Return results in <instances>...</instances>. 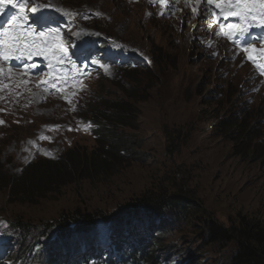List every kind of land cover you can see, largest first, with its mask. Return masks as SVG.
Returning a JSON list of instances; mask_svg holds the SVG:
<instances>
[{"label": "rangeland", "instance_id": "374dc122", "mask_svg": "<svg viewBox=\"0 0 264 264\" xmlns=\"http://www.w3.org/2000/svg\"><path fill=\"white\" fill-rule=\"evenodd\" d=\"M184 2L29 0L25 9L28 21H18L27 39H37L32 31L37 24L49 23L60 31L46 32L37 40L38 46L20 59L15 58L20 52L7 61L0 58L3 173L21 176L27 164L57 157L69 148L82 152L97 149L92 127L76 115L79 100L84 101L80 106L87 111L98 103L110 106L115 99L127 102L131 113L124 121L131 126L117 125L118 129L142 143L141 154L147 160L132 162L128 158L118 170L98 177L64 176L56 183L43 181L30 202L12 203L14 197L10 199L0 190V235L9 239V248L14 247V237H29L27 249H35L40 242L64 245L51 243L59 238L41 235L47 223L62 217L115 215L122 206L123 219L134 222L140 209L125 207L159 192H154L156 188L183 191L190 203L200 204L194 212L200 219L210 217L232 226L245 216L264 223V165L237 154L235 141L228 138H235L234 134H223L216 128L235 111L241 116L253 114L254 120L264 116V74L258 67L264 64L257 52L239 51L216 35L217 28L204 12L194 13ZM37 5V13L29 11ZM18 12L11 6L0 11V41H7L2 35L5 29L14 34L8 21ZM43 12L50 15L43 19ZM85 32L99 34L100 41L107 42L103 51L95 50L94 42L92 48L106 62L91 57L96 76L75 82L77 79L67 78L73 74L72 63L64 55L82 44ZM202 33L206 38L200 37ZM44 40H56L63 46L61 62L59 53L54 56L39 42ZM0 46L5 51L7 43ZM146 66L150 72L142 70ZM134 69L137 73H130ZM261 127L264 129V123ZM243 143L247 145L246 140ZM243 147L240 144V150ZM18 216L35 225L36 235L14 230L12 220ZM195 220L194 216L178 220L170 214V220L161 226L176 231L174 244L182 246L184 254L196 253L193 264H231L235 242L206 245L205 238L198 236L204 225ZM103 224L99 223L97 230L98 237L105 240L109 230ZM89 241L78 237L71 250L78 256Z\"/></svg>", "mask_w": 264, "mask_h": 264}, {"label": "trees", "instance_id": "16d2710c", "mask_svg": "<svg viewBox=\"0 0 264 264\" xmlns=\"http://www.w3.org/2000/svg\"><path fill=\"white\" fill-rule=\"evenodd\" d=\"M150 69L146 66L142 70L150 72ZM130 73L135 74L137 71L134 69ZM220 93L224 94V91L221 90ZM130 96L134 97L133 94ZM103 106H99L98 103L95 109L87 111L88 108H82L79 104L76 112L79 121L92 127L91 133L97 149L82 152L75 147L69 148L57 157L42 158L27 164L21 176L4 174L0 165V190L6 191L10 199L14 197L10 200L12 203L30 202L34 196L33 191L43 181L56 183L64 176L98 177L118 170L119 165L126 162L128 158L132 162L147 160V156L143 157L141 154L142 143L135 140L134 136L125 134L124 130L118 129L117 125L131 126L124 121L131 113V110L127 108L129 107L127 102L121 104L120 100L115 99L110 106ZM112 112H115L114 115ZM263 123L264 116L256 117L254 120L253 114L250 115L247 112L241 116L235 111L233 117L225 116L216 124V128L223 134L225 131H230L231 135L234 134L235 138L227 135L225 137L235 141L237 154L244 159L264 165V129L261 127ZM244 140L247 141V145L243 143ZM240 144L244 146L241 150ZM160 189L156 188L154 192H159L135 200L133 207H125V209H136V211L140 209L137 212L139 215L134 217V222L123 219L124 212L121 211L124 208L121 206L115 215H108L106 212L77 214L68 218L62 217L63 219L58 222L45 225L46 231H41V235L46 238H59V241H53L64 244L58 245V250L60 247L65 250L67 244L75 245V240L70 239L71 236L89 238L90 241L87 243L89 250L85 253V257L75 255L74 259L63 253L44 261L42 254L36 252V249L34 251V247L26 248L29 237L21 239L14 237L9 264H34L35 262L43 264H193L197 257L196 253L189 251L187 255L184 254L186 252L181 248L182 246L174 244V237L178 236L176 231H171L173 228L166 229L161 226L170 220V214L178 220L182 217L193 219V216L199 220L204 225V229L198 236L205 238L206 245L221 241L235 242L236 250L230 255L231 264H264V223L249 220L245 216H240L238 223L232 226L224 225L210 217L200 219L198 214H194L195 210L201 207L200 204L190 203L183 191L175 189L171 193L166 189ZM99 223L107 224L109 233L105 240L98 237ZM12 226L14 230L26 236L36 235L35 225H31L22 216H18L15 221L12 220ZM73 248L70 247V249ZM48 250H51L49 246L42 250V253L46 251L47 257ZM187 256L189 258L186 260Z\"/></svg>", "mask_w": 264, "mask_h": 264}, {"label": "snow or ice", "instance_id": "6c2138e0", "mask_svg": "<svg viewBox=\"0 0 264 264\" xmlns=\"http://www.w3.org/2000/svg\"><path fill=\"white\" fill-rule=\"evenodd\" d=\"M164 0H161L163 3ZM202 0H196L197 4H200ZM209 5L210 14L216 18L217 22L221 18L227 20L228 17H236L238 22L230 23L227 25L221 24L220 31L216 35L224 34L229 39L233 37H246L253 27L264 28V0H206ZM29 0H23V2L17 3L16 0H0V11H3L6 7L11 6L14 9H19L18 14L10 17L8 24L9 28L12 29L13 35L9 34V30L5 29L2 35L7 38V41H0V43H7V48L5 51L0 52V58L7 61L12 58L13 54L20 52L21 55L15 56L16 59L22 58L24 53L30 54V49L37 47V40L39 38L45 37L46 32L50 35L52 33H59V28H51L46 23L37 24L35 28L32 29L36 33V40H28L24 32L21 30V26L18 24V21H28L29 17L25 9ZM212 6H214L215 11H212ZM40 6H34L29 11L32 13H37ZM192 11L197 12V8L193 7ZM31 28V25H29ZM259 38H252V42L248 40L244 41L243 51L246 53L249 52H260L264 55V49L257 50L254 47V43ZM46 45L47 51H52V54L55 56L57 53H64L65 50L61 44L55 43V41H39ZM233 42L235 40L233 39ZM23 44V48L20 45ZM51 44V47L48 45ZM63 56L61 55L58 63L61 62ZM249 59H252L255 63V59L252 56H249ZM261 68V74H264V65H258ZM2 123V121H0Z\"/></svg>", "mask_w": 264, "mask_h": 264}]
</instances>
